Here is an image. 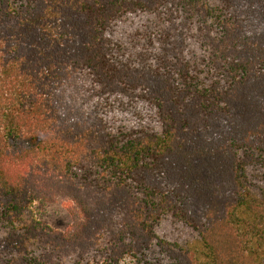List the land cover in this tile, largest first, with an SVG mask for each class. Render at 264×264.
Wrapping results in <instances>:
<instances>
[{
  "label": "trees",
  "instance_id": "trees-1",
  "mask_svg": "<svg viewBox=\"0 0 264 264\" xmlns=\"http://www.w3.org/2000/svg\"><path fill=\"white\" fill-rule=\"evenodd\" d=\"M0 264H264V0H0Z\"/></svg>",
  "mask_w": 264,
  "mask_h": 264
},
{
  "label": "rangeland",
  "instance_id": "rangeland-1",
  "mask_svg": "<svg viewBox=\"0 0 264 264\" xmlns=\"http://www.w3.org/2000/svg\"><path fill=\"white\" fill-rule=\"evenodd\" d=\"M33 210L38 220L53 229H67L76 219L75 209L65 199L54 203L38 202L34 205Z\"/></svg>",
  "mask_w": 264,
  "mask_h": 264
}]
</instances>
